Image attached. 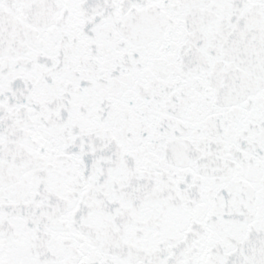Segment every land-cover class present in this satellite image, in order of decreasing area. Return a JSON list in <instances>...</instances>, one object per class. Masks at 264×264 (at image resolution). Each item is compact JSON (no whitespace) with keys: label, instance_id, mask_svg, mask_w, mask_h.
Here are the masks:
<instances>
[{"label":"snow or ice","instance_id":"snow-or-ice-1","mask_svg":"<svg viewBox=\"0 0 264 264\" xmlns=\"http://www.w3.org/2000/svg\"><path fill=\"white\" fill-rule=\"evenodd\" d=\"M0 264H264V0H0Z\"/></svg>","mask_w":264,"mask_h":264}]
</instances>
